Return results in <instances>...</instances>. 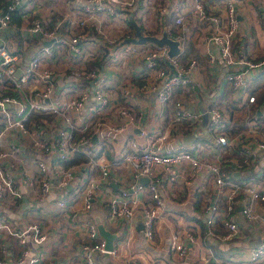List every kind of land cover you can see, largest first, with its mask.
<instances>
[{
	"label": "built area",
	"instance_id": "1",
	"mask_svg": "<svg viewBox=\"0 0 264 264\" xmlns=\"http://www.w3.org/2000/svg\"><path fill=\"white\" fill-rule=\"evenodd\" d=\"M61 1L62 6L58 0H0V87L19 90H0V264H40L45 255L40 248L50 237L51 223L29 220L20 226L4 216L1 209L25 198L20 179L39 198L55 191L63 212L74 209L78 199L91 210L104 196L110 219L130 225L139 220L148 243L185 264H264V238L243 260H209L207 255L199 260L193 249L197 235L185 226L173 228L166 241L154 240L159 222L174 211L175 203L170 199L167 204L164 193L167 182L181 181L196 214L199 169L212 179L200 209L208 234L222 241L240 236L238 205L264 233V89L258 93L252 87L264 77V46L250 48L257 36L249 24L241 26L238 0H176L175 5L173 0ZM260 8L264 14V0ZM132 19L143 34L167 31L179 39V52L170 54L168 44L154 40L133 41ZM191 20L199 30V46L209 61L218 63L215 90L202 109L184 106L175 97L181 89L194 101L201 85L194 76L199 59H184ZM18 41L19 48H9ZM244 45L247 49L241 51ZM150 93L155 106L147 125ZM250 105L253 114L245 111ZM237 108L244 111L241 121ZM11 131L16 139L2 147ZM189 133L193 139L187 141ZM95 136L99 139L93 143ZM120 136L126 138L120 158H111L103 146ZM27 146L35 149L36 169L30 173L21 167L16 177L8 159H21ZM78 154L86 158L75 160ZM122 162L132 177L118 182ZM84 225L89 240L82 243L83 258L76 264H106L96 255L116 254L117 244L106 246L93 217ZM216 227L223 230L216 232ZM13 237L21 246L17 254L9 250ZM124 264L139 263L128 257Z\"/></svg>",
	"mask_w": 264,
	"mask_h": 264
},
{
	"label": "crops",
	"instance_id": "2",
	"mask_svg": "<svg viewBox=\"0 0 264 264\" xmlns=\"http://www.w3.org/2000/svg\"><path fill=\"white\" fill-rule=\"evenodd\" d=\"M172 2L173 5L176 4V0H173ZM58 3L62 6L61 0H58ZM238 3L239 8L237 11L241 20V26L249 24L252 28L253 35L257 36L255 37V41L250 44V48H262L264 46V14L260 12L261 0H238ZM190 15L191 14H188L189 17H191ZM164 21L166 20L164 19ZM186 34L189 42V49L188 55L184 56V59H187L191 55L196 56L199 59L200 64L195 69L194 76L201 85L198 87V95L195 97L194 101L188 93L186 94L181 89L177 91L175 97L183 99L184 106L202 109L208 101L209 94L215 90L212 86L216 81L218 63L216 61H209L206 51L199 46L202 44L199 37V30L193 25L192 20L190 21L189 29ZM254 44L256 45L255 47H253ZM20 45L21 41H18L9 45V48L14 50L19 48ZM246 49L247 46L244 45L241 48V51H245ZM261 51L264 53V49ZM57 62L58 61H56L55 64ZM58 83H60V80ZM0 90L9 93H11V91L14 93L19 91L18 89L11 88L9 85L1 86ZM148 98L150 99V106L147 111V118H145V123L147 125L153 122L155 94H148ZM169 104L170 107L167 114L171 111L172 101L168 103V106ZM120 138L121 139L118 141L114 142V139L105 143L103 146L106 149V153L111 158H120L119 152L122 147L120 145L124 143L123 140H126V138L122 136H120ZM15 139L16 135L14 131H11L3 137L1 146L9 148L10 143ZM98 139L99 136H97V138L96 136L93 137V143L98 142ZM35 155L34 147L27 146L24 148L21 159L16 157L11 159V157H9L7 166L13 169V173L16 177L21 175V167L32 173L36 169ZM42 155L49 154L41 152V156ZM120 168L121 173H119L120 179L118 182L125 181L132 177V171L131 168L128 167V164L122 162ZM236 171L239 170H235V172ZM78 177H80V175ZM196 177L199 186L197 198L198 204L195 208L197 209L196 214L192 213L188 207L189 203L185 200L184 194L185 187L181 185V181H169L166 183L164 193L168 201L167 204H169L171 199L175 203V205L172 206L174 211H171L167 218L159 222L157 230L155 231L154 240L157 242L162 240L166 241V237L173 228L185 226L194 230L197 235V241L193 245V249L197 257H199V260L206 255L211 257L209 260H213L215 256L229 258L236 257L239 260H243L242 257H244L246 259L252 245L263 239L264 233L261 232V229L256 224L244 216L241 211V205H238L235 216L238 219L241 228L240 236L230 241H222L216 237L217 235L208 234V226L204 218H202V210L200 211V209L204 200L205 188L212 185V179L205 175V172L200 169L198 170ZM76 181L77 180L75 179L68 186L67 194L69 197L73 196L75 193ZM118 182H114L113 185L115 187H118L119 185L120 187L121 185ZM19 183L22 190L25 192V198L6 207L10 208L12 213H8L3 209L1 210L8 220L20 226L29 220H41L51 223L50 237L48 241H46L44 247L42 246V248H40L45 250V255L40 264H76V261H80L83 258L81 245L83 242L89 240L88 231L84 223L85 219L90 216L97 220L98 225L103 224L109 229V231L115 234L114 245L117 244L118 252L116 254L98 253L96 255V258L105 261L106 264H124V261L128 257H133L139 264H185V262L179 259L164 254L162 248L158 247L155 249L151 243H148L144 238L142 225L139 220L136 225H130L129 222L124 219L118 221L110 219V215L104 213L108 211L106 205L103 204L105 202L104 196H101L96 201L95 206L91 210H86L83 207L82 200L78 199L76 207H73L74 209L63 212L60 211L59 206L55 201L58 197L55 191L51 192L47 197L39 198L30 184L21 179L19 180ZM260 210H263L262 212H264L263 207H260ZM215 230L217 232L223 230V228L216 227ZM4 235L6 237L11 236L7 233H4ZM2 237V233H0V239ZM9 246V250L13 254H17L21 248L16 237H13ZM243 261H241L242 264H246L248 260L245 262ZM189 263L192 264L194 261H189ZM247 264H249V262Z\"/></svg>",
	"mask_w": 264,
	"mask_h": 264
},
{
	"label": "water",
	"instance_id": "3",
	"mask_svg": "<svg viewBox=\"0 0 264 264\" xmlns=\"http://www.w3.org/2000/svg\"><path fill=\"white\" fill-rule=\"evenodd\" d=\"M132 21L134 22L135 28H136V37H132L133 41L136 42H142V41H146V40H154L158 43L161 44H168L169 45V53L170 54H176L177 52H179L180 50V40L172 37L167 31H164L163 34L161 36H156L153 34H143L141 32V28L139 26V24L132 19ZM47 43L50 42V40L46 41ZM5 106H8L9 103H5ZM1 107V104H0ZM205 118L207 117V114L204 115ZM193 139V134L189 133L185 136V140L190 141ZM44 158L49 159L50 155H42ZM236 176L239 177L240 176V172L236 171L235 172ZM141 180L144 181H148V177L147 176H143L141 178ZM188 207L190 208V210H192V204L189 203ZM4 210H6L8 213H12L10 208H3ZM99 230L100 232L105 236L106 238V246L108 248H113L114 246V238H115V234L112 233L111 231H109V229H107L103 224L99 225ZM145 238V237H144Z\"/></svg>",
	"mask_w": 264,
	"mask_h": 264
},
{
	"label": "rangeland",
	"instance_id": "4",
	"mask_svg": "<svg viewBox=\"0 0 264 264\" xmlns=\"http://www.w3.org/2000/svg\"><path fill=\"white\" fill-rule=\"evenodd\" d=\"M257 43V42H256ZM256 45L254 44L253 47H255ZM253 86H256L257 89H256V92L260 93L263 89H264V77L258 79L253 85ZM245 111L248 113V114H253L254 111H255V106L254 105H250L249 107H247L245 109ZM236 113L239 115V120L241 121L242 120V115L244 114V111L241 110V109H236ZM35 117V116H33ZM241 123V122H239Z\"/></svg>",
	"mask_w": 264,
	"mask_h": 264
},
{
	"label": "trees",
	"instance_id": "5",
	"mask_svg": "<svg viewBox=\"0 0 264 264\" xmlns=\"http://www.w3.org/2000/svg\"><path fill=\"white\" fill-rule=\"evenodd\" d=\"M18 18V17H17ZM7 92V91H6ZM9 93V92H8ZM11 94H16V93H14V92H12L11 91ZM80 158H86L84 155H81V154H78L77 156H76V159L75 160H79ZM69 162H71V161H69ZM197 198H198V192H197ZM197 198H196V201H195V208L197 207V204H198V200H197ZM0 255L1 256H3V254L2 253H0Z\"/></svg>",
	"mask_w": 264,
	"mask_h": 264
}]
</instances>
